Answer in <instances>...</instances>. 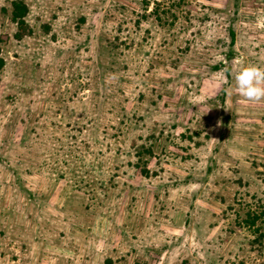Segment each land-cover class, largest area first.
Segmentation results:
<instances>
[{
	"label": "rangeland",
	"instance_id": "1",
	"mask_svg": "<svg viewBox=\"0 0 264 264\" xmlns=\"http://www.w3.org/2000/svg\"><path fill=\"white\" fill-rule=\"evenodd\" d=\"M0 59V264H264V0H0Z\"/></svg>",
	"mask_w": 264,
	"mask_h": 264
},
{
	"label": "clouds",
	"instance_id": "2",
	"mask_svg": "<svg viewBox=\"0 0 264 264\" xmlns=\"http://www.w3.org/2000/svg\"><path fill=\"white\" fill-rule=\"evenodd\" d=\"M238 94L249 102L264 101V68L250 65L239 70L235 77Z\"/></svg>",
	"mask_w": 264,
	"mask_h": 264
},
{
	"label": "trees",
	"instance_id": "3",
	"mask_svg": "<svg viewBox=\"0 0 264 264\" xmlns=\"http://www.w3.org/2000/svg\"><path fill=\"white\" fill-rule=\"evenodd\" d=\"M17 5L21 6V4H17ZM17 5H16V6H17ZM16 20H17V19H16ZM20 24L22 25V21H20ZM231 33H232V35L234 36V32L231 31ZM0 62H2L1 59H0Z\"/></svg>",
	"mask_w": 264,
	"mask_h": 264
}]
</instances>
